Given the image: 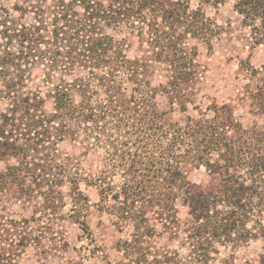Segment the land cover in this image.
I'll return each mask as SVG.
<instances>
[{
  "label": "trees",
  "instance_id": "obj_1",
  "mask_svg": "<svg viewBox=\"0 0 264 264\" xmlns=\"http://www.w3.org/2000/svg\"><path fill=\"white\" fill-rule=\"evenodd\" d=\"M197 1L0 0V195L33 209L0 213V264H21L31 246L67 251L55 228L65 219L104 264H222L264 237V85L249 93V125L232 103L196 104L199 46L222 33L202 5L225 0ZM234 6L264 45V0ZM190 166L205 178L190 180ZM93 206L128 229L112 253L92 235Z\"/></svg>",
  "mask_w": 264,
  "mask_h": 264
},
{
  "label": "rangeland",
  "instance_id": "obj_2",
  "mask_svg": "<svg viewBox=\"0 0 264 264\" xmlns=\"http://www.w3.org/2000/svg\"><path fill=\"white\" fill-rule=\"evenodd\" d=\"M14 1L4 0V3L11 7ZM199 4V1L192 0L193 7H197ZM234 5L235 0H225L218 5H202L208 16L214 18L221 26L222 33L218 39L213 41L211 48L205 45L199 46L197 59L203 71V79L200 84L202 89L196 104L206 107L214 101L218 104L232 103L235 106L236 116L240 117L246 125H249L254 119L250 113L249 93L264 85V45L254 44L250 35V28L244 26L242 17L236 11ZM128 54L134 57L138 54V49L133 46L128 49ZM243 62L249 63L259 69L260 72L253 75L247 73L240 68ZM162 105L169 108L166 101H163ZM175 107L177 113L174 116L178 117L179 114L182 116V112L178 111V106ZM188 112L195 113L192 105H189ZM61 148L66 153H79L70 143H64ZM187 173L188 178L192 181H201L206 176L204 167L190 166ZM80 186L82 191L90 198L91 203L98 202L99 196L95 187L88 186L84 182ZM69 201L67 199V202ZM32 210V208L25 207L18 200L0 195V213L21 218L31 216ZM180 210V216L182 217V206H180ZM88 222L97 243L106 247L109 253L113 252V246L119 238L128 236V229L125 232H118L111 223V217L99 213L94 206L91 207ZM55 228L59 232L58 236L65 237L70 243L67 251L53 250L45 258L31 246L27 248L23 255L21 264H104V261H101V258L98 257L102 255L101 251L97 254V257H93L87 249L80 250L82 245H89L91 241L84 237V233L77 223L71 219H65ZM263 254L264 237L260 236L239 247L234 252L230 250L223 251L221 261L222 264H227L226 262L228 264H259L260 256Z\"/></svg>",
  "mask_w": 264,
  "mask_h": 264
}]
</instances>
